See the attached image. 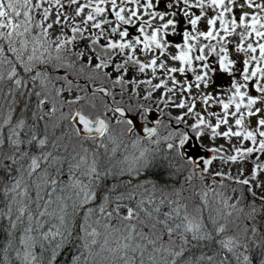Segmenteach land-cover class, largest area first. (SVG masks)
Returning a JSON list of instances; mask_svg holds the SVG:
<instances>
[{"label": "trees", "instance_id": "16d2710c", "mask_svg": "<svg viewBox=\"0 0 264 264\" xmlns=\"http://www.w3.org/2000/svg\"><path fill=\"white\" fill-rule=\"evenodd\" d=\"M86 43L89 44L90 40ZM86 49L79 46L62 53L65 58L62 67H54L55 62L37 66L35 71L49 73L51 83L42 85L39 78L33 83L31 76L35 71L24 73L21 68H18V73L27 82L26 86L16 89L6 76L0 81V106L4 115L12 107V126L21 118L25 120L20 137L25 143L21 145V151L36 156L51 153L47 161L41 160V168L31 178L26 175L30 162L27 159L21 158L11 176L3 166L11 161H0V264H24L25 249L20 240L29 225L34 229L28 233L35 244L32 252L36 260L32 264H220L221 260H225L226 264H243L246 254L255 253L258 257L260 250L253 241L264 242V200L260 199L264 196L251 185L252 191H249V186L237 182L245 178L230 176L222 168L207 169L212 174H191V163L178 150L177 140L173 141L175 145L171 149L165 148L162 140L145 142L135 127L132 133H127L125 125L117 123L118 119H123L120 114L115 112L117 118L111 120L106 111L111 109L112 104L122 105L129 115L138 113L141 105L158 108L160 113L156 120L161 123L157 125L151 119V127L157 125L162 131L170 127L174 129L169 121L175 120V117H167L160 101L153 96L149 99H145L146 94L138 96L135 90L137 85H133V97L127 84H113L116 76L109 67L94 70L97 62L95 53ZM81 50L85 51L83 57L72 55V52ZM5 55L15 59L7 51ZM88 56L93 57L92 65L88 64ZM68 63L73 66L67 67ZM105 73L110 75L105 76ZM68 81L72 82L71 85ZM97 86H105L108 94L93 89ZM140 86L144 87L142 84ZM9 88L13 89L12 94H9ZM60 88L63 91L57 96L56 89ZM36 92H41V96L37 97ZM45 97L46 103L38 107V101ZM77 97L81 99L74 104L64 103ZM53 104L57 111L50 113ZM76 109L90 116H105L109 133L104 137L85 132L77 135V127L70 118ZM45 113L49 115H45L44 120L37 119V116ZM8 127L5 126V133ZM179 129V133L183 132L182 127ZM203 131L212 133L210 128ZM32 134L37 136V140L46 138V145L43 148L36 142L28 145L27 140ZM93 136L96 139H92ZM109 136L113 139H109ZM132 141H142L148 155L145 165L135 172L125 169L121 161ZM258 146L257 142L256 145L251 143L230 149L218 148L212 159L223 164L227 156L237 155L235 148ZM237 159H245L255 167L257 164L264 165V153L259 151L243 158L237 156ZM21 165L24 172L17 173L15 168ZM218 172L223 173L220 178L215 175ZM21 174L28 185L31 199L16 197L13 200L15 193L5 194L4 188ZM38 177L58 181L57 185L49 184L40 190L45 200L48 199L46 193H52V203L47 208L50 215L43 217L36 216L37 204L33 202L36 199L34 183L39 182ZM20 191H23V187ZM86 192L95 194L87 202L84 201ZM205 192L208 193L207 197L203 196ZM225 200L228 205L235 204L236 208L225 207ZM39 203L43 204V201ZM22 204H27V211L17 221V209ZM253 205L256 212L250 216ZM9 206L11 213L8 212ZM129 207L134 210V218L125 220ZM29 212L34 219H29ZM185 215L189 219L196 217L204 225L197 239H193L192 232H185ZM61 216L64 217L63 221ZM13 222L16 223L15 228L11 227ZM178 224L180 228L176 229ZM221 224L225 226L224 233L215 231ZM168 227L175 229L171 240L167 235ZM253 227L257 229L255 234L251 232ZM93 230L95 235L92 234ZM57 231L61 235H55ZM43 233H50L48 239H44ZM206 233L210 234L208 238H199ZM230 236L238 237L241 244H248V248L238 247L232 252L224 249L220 240ZM182 237L187 238L186 244ZM173 252H181V255L175 256ZM208 257H212V260L209 261Z\"/></svg>", "mask_w": 264, "mask_h": 264}, {"label": "snow or ice", "instance_id": "6c2138e0", "mask_svg": "<svg viewBox=\"0 0 264 264\" xmlns=\"http://www.w3.org/2000/svg\"><path fill=\"white\" fill-rule=\"evenodd\" d=\"M185 5L189 7H200L203 9L204 0H196L194 5L189 4V0H183ZM209 5H216L220 7L224 4V0H208ZM128 5H134V7H128ZM251 7V5H249ZM153 7L152 0H146V2L142 3V0H0V81L5 79L11 81L16 89L21 88L22 86H26L27 82L24 81L18 73V68H21L24 73H33L37 66L44 65L47 66L52 64L56 68L64 66V56L62 53L71 51L70 45L77 40H90V43L86 45V48L90 49L93 53H95L96 63L94 65V70L106 69L110 64L113 63L114 55H120L123 57V61L121 63L114 64V71L118 73L113 84L115 85H140L147 84L151 86V91H148L145 99H149L152 96V92L156 89L163 88L164 96L167 98L164 99L162 96L161 102H163L166 106L169 102H173L174 106L179 109H185L186 112L182 116H176L175 120L177 122L184 121V117L192 114L196 117L195 123L191 125L193 132L196 133L197 138L202 135L204 128H210L212 132V136L222 135L225 138L237 137L242 138L245 141L250 140L253 145H256L258 142V148L248 147V148H235V152L237 155H229L227 156V160L235 162L237 160V156L243 158L247 154H252L256 151L264 153V117L258 119L256 121L257 127L255 129L250 130L245 125V117H253L261 112L260 108H253L254 105L257 104L258 101H264V66H261L264 63V43H258L257 47L259 48V57L252 55L249 56L246 60H244V67L241 74L240 80H233L231 88L232 94L228 97L227 102L222 99H218L215 102H218L223 109V115L219 113L209 112L208 116L215 117V125L208 123L205 119L204 115H201L199 112H194L196 107V98L192 97L191 101L181 98L179 103H175L173 97L175 96L176 91H180L183 93H190L193 85L184 82L182 85L180 81L177 80L176 76L173 75L175 73H185L186 71H191L195 74V88L197 90L200 89L201 84L205 88L209 86V72L212 69L209 67L208 63H203L202 68L206 69V71H202V73L197 74V69L193 67L194 61H206L207 55H205V49H208V55L215 53L219 58V66L220 68L229 74H232L234 69V61L229 59L228 57V49L221 43L224 40L223 36H219L218 32L214 31V26L216 24L215 19H209L208 31L196 32L193 35L192 32H184L183 33V45L176 44L175 47L178 49L176 54L169 55V59L172 61H178L179 67H169L164 59H161L166 55V49L169 47V43L164 38V32L168 29L169 26H172L175 31L176 22L174 20L169 19L166 23L161 24L159 26H154L149 20H144L138 12L141 8L147 10ZM168 7L171 8L172 4H168ZM259 7V5L257 6ZM71 10V11H69ZM230 9L225 8V11H229ZM153 19L159 17L160 20H164L163 13H147ZM110 15H114L115 22L109 19ZM175 15V13H173ZM185 16L188 15V12L185 11ZM223 13H221V16ZM247 15V13H245ZM54 17V18H53ZM200 17L196 16L193 19L189 20V23L193 27V31L195 32V26L199 21ZM138 25L139 35H132L130 39H128L130 35V31L128 27L125 26H135ZM223 23V21H221ZM259 23L255 18H253V24L251 25L252 31L255 32L256 36L260 39H264V31H260L256 28V24ZM108 28L106 26L113 25ZM233 25H235V21H233ZM54 26H60L61 34L56 36L55 39H49L51 36V31ZM70 29L71 35H65L64 30ZM90 29L99 30L98 32H92L90 36H86L85 33ZM260 28H264V24H260ZM148 29H151L149 32ZM234 30V28H233ZM224 32L227 35H231L228 28H224ZM119 35V39H107L105 43H101L102 38L106 35ZM203 37L204 40H217V44L219 45V51H217V45L213 44H200L199 40ZM245 35L241 34V42L245 39ZM193 41L195 43H190ZM99 47V51L97 48ZM257 47H254L251 43L247 45V48L240 45H237V51L240 52H252L255 53L257 51ZM198 49L199 55L193 56L192 53ZM55 51L56 55H52V51ZM11 53L14 56L13 59H9L5 52ZM139 51L142 54H152L151 59L146 62H142L139 58H137L136 53ZM72 55L81 58L85 55V51L81 50L79 52H72ZM159 61V63H158ZM255 61V67H249L250 62ZM93 57L88 56V64L92 65ZM7 70L5 71V66ZM71 63L67 64V67H72ZM131 68L137 69L139 73H145L147 69L151 70L152 78H157V70H161L164 79H159V82L153 84L152 79L148 80H137L136 78L129 80L125 79V74L129 72ZM83 70V68L81 69ZM110 75L109 73H105V76ZM40 79V83L44 85L46 82L51 83V77L47 71H35V74L31 76V80L33 83L37 79ZM255 78L254 88L257 93L260 95L254 96L250 95L248 92L249 89V81H252ZM66 79V78H65ZM169 82H171V87L168 86ZM71 81H68V84L71 85ZM186 85V86H185ZM9 94H12L13 89L9 88ZM63 88L56 89V95L59 96ZM99 91L104 92L105 89L100 88ZM168 93H172V96H168ZM24 95V93H21ZM35 95L37 97L41 96V92H36ZM47 97L45 99H40L38 101V107L44 105L46 103ZM81 98L77 97L74 101H65L64 103L74 104L79 101ZM201 99L204 104H208L209 101L213 100L211 95H201ZM246 101V102H245ZM234 106V111L229 113V108ZM244 109V111H242ZM116 113H119L123 119H118L117 123H122L125 125L126 132L131 133L134 131V123L136 119L143 117L147 119L146 113L149 111L148 108L140 106L138 110V115L133 118L126 117V110L124 108L116 107L115 109H110ZM14 109L12 107L8 108L7 115H4L2 106H0V161H11L10 164L3 165L7 169V174L11 176V172L14 169V166L17 163H20L21 158L27 159L30 161L27 165L26 175L31 178L34 173L41 168V160L47 161L51 156V153L41 156L31 155L27 151H21V145L25 143L21 137V130L25 128V120L19 119L12 126V112ZM57 111L55 105L53 104L50 109V113H55ZM36 116V113H33ZM45 115H49V113H45L44 115L37 116V119L44 120ZM229 115L234 118V123L236 127V131H233V127L229 126L226 131L218 132L217 129L220 128L221 124L228 125L229 124ZM71 120L77 121L80 125L83 126V131L88 134H92L95 132L99 137H104L107 133H109V124L105 119L97 116L95 119L85 115L81 110H76L74 114L71 115ZM161 121L157 120L156 124L159 125ZM5 126H9L7 132L5 133ZM135 127H141L139 124H135ZM77 135L80 134L81 128L77 127L75 129ZM143 131L147 133L148 138L155 136L157 134V129L155 127H144ZM123 134V133H122ZM179 135V147L183 148L186 146V143L189 141V134L186 132L176 133L169 132L168 136L164 137L165 140L170 139ZM257 136L261 139L257 141ZM92 139H96L95 136L91 137ZM109 139H113V137L109 136ZM33 142H36L40 148H43L47 139H39L37 140V136L35 134L31 135V138L27 140L28 145H32ZM158 142V141H157ZM103 146V145H102ZM167 147L169 149L173 148L174 145L172 143H168ZM10 149L11 151H6L5 149ZM115 151V149H113ZM209 151L217 152L219 149H210ZM143 155V153H141ZM54 159V158H53ZM83 159V157L81 158ZM222 159H224L222 157ZM189 162L195 163L194 159H191ZM204 164H211V160H204ZM256 169L264 170V165L257 164ZM256 169L253 170L252 179L256 178ZM17 173L24 172L23 165L20 168H15ZM95 172V168L92 169ZM206 171V169H205ZM218 176H222L223 173H216ZM47 174L45 173V177ZM38 181L34 183L36 188V199L33 201L37 204V212L36 216L43 217L45 215H50L48 213L47 208L48 205L52 203V193L47 192L46 195L48 197L47 200L44 199V196L41 195V189L51 184L53 186L57 185L58 181L55 178H43L38 177ZM241 185L249 186V191H252L250 186L249 179H241L237 181ZM264 185H257V187H262ZM23 187V191L20 189ZM5 194L9 192L15 193L13 200L16 197H26L27 199H31V196L28 191V185L24 182L23 174L18 175L17 178H13L11 183L4 188ZM255 195V193H252ZM95 194L91 192H86L84 194V201L87 202L89 198L93 197ZM208 193L205 192L203 194L204 197H207ZM264 200V197L260 198ZM43 201V204L39 203ZM225 207L236 208V205H228L227 201H224ZM11 206L8 207V212L11 213ZM19 215L16 217L17 221L24 216L27 211V204H22L17 209ZM179 209H177V212ZM219 211V210H217ZM256 212V208L253 205L252 212L249 214L252 216ZM29 219H34L35 217L29 212ZM150 215V214H149ZM227 215H231V213H227ZM134 218V210L132 208L127 209V215L124 217L125 220H132ZM212 219L211 217H209ZM61 221L64 220V217H60ZM184 220L187 221L185 225V232H192L193 239H197V234L202 231L204 225L193 217L189 219L187 215H185ZM213 224H216L215 220H212ZM12 228L16 227V223L13 222L11 224ZM155 227V225H153ZM180 225H176V229H179ZM34 231L31 225L25 229V236L20 240V243L24 246V264H32L33 261L36 260V256L32 252V248L35 246L34 238L29 236L28 233ZM218 233L225 232V226L223 224L219 225L215 229ZM247 231V230H246ZM175 229L172 227L167 228V235L169 240L173 236ZM251 232L255 234L257 229L253 227ZM95 235V230L92 232ZM50 233H43L44 239H48ZM55 235H61L59 231L55 233ZM210 234L206 233L204 236L199 237L201 239L208 238ZM184 243L186 244L187 238L182 237ZM150 243H155V241H150ZM220 244L224 249H227L229 252L234 251L238 247H243L245 249L248 248V244H241L238 237L230 236L226 239H221ZM253 244L256 248H258L259 256L257 257L255 253L252 255H244L243 256V264H264V242L257 243L253 241ZM60 247V245H57ZM127 247V245H125ZM175 256L181 255V252H173ZM20 253L17 251V256ZM53 260L55 259V252L53 253ZM209 261L212 260V257H208ZM239 260V257H237ZM174 264V262H173ZM220 264H226L225 260H221Z\"/></svg>", "mask_w": 264, "mask_h": 264}, {"label": "rangeland", "instance_id": "374dc122", "mask_svg": "<svg viewBox=\"0 0 264 264\" xmlns=\"http://www.w3.org/2000/svg\"><path fill=\"white\" fill-rule=\"evenodd\" d=\"M66 2V0H65ZM81 2H84V0H81ZM119 3V0H117ZM146 2V0H142V3ZM153 7L151 9H143L141 8L138 12V15H140L144 20H149L154 26H159L161 24L166 23L169 19L174 20L176 22L175 31L173 30L172 26H169L168 29L164 32V38L168 41L169 47L166 49V55L162 57L161 59H164L169 67H179L178 61H172L168 57L169 55H174L178 51L176 49L175 45L180 44L183 45V33L184 32H192L193 35L196 34V32H202V31H208L209 25L208 20L209 19H215L216 24L214 26V31L219 33V36H223L224 40L221 41L222 44H224L225 47L228 49V57L229 59L234 61L233 65V73L229 74L227 72H224L220 66H219V58L216 56L215 53H212L211 55H208V49H205V55H207L206 61H194L193 67L197 69V74L202 73V71H206V69L202 68L203 63H208L209 67L212 69V71L209 72V86L205 88L203 84H201V87L199 90L195 88V74L191 71H186L185 73H175L173 75L176 76L177 80L180 81V83L183 85L185 81L192 84V90L190 93H181L180 91H176L175 96L173 97L175 103H179L181 98H184L191 101L192 97L196 98V107L194 109V112H199L201 115L205 116V119L208 123H211L212 125H215V117L214 116H208L207 113L214 112L219 113L221 116L223 115V109L222 106L215 102L218 99H222L225 102H227L228 97L232 94V82L233 80H240L241 74L244 67V60H246L249 56L255 55L259 57V48L257 47L258 43H264V39H260L256 36L255 32L252 31L251 25L253 24V18H255L259 23L256 24V28L260 31H264V28H260V24H264V0H224V4L220 7H217L216 5H209L208 0H204V7L201 9L200 7H189L188 5H185L183 0H152ZM196 3V0H189L190 5H194ZM168 4H172V7L169 8ZM251 5V7L249 6ZM259 5V7H257ZM128 7H134V5H128ZM225 8L230 9L229 11H225ZM71 11V10H69ZM185 11L188 12V15L185 16ZM157 12V13H163L164 14V20H160L159 17L152 18L150 15L146 14ZM175 13V15H173ZM221 13L223 15L221 16ZM247 13V15H245ZM199 16L200 19L197 22L195 26V32L193 31L192 25L189 23V20L193 19L194 17ZM54 18V17H53ZM109 19L113 20L115 22L114 15H110ZM223 21V23H221ZM233 21H235V25H233ZM138 25L139 22H137V25L135 26H125L129 28L130 35L128 39L132 37V35H139L138 32ZM114 26L109 25L106 26L108 28ZM228 28L229 32H231V35H227L224 32V28ZM234 28V30H233ZM51 31V36L49 39H55L56 36L61 34L60 26H54V28ZM99 30L90 29L89 31L85 33L86 36H90L92 32H98ZM150 32L151 29H148ZM65 35H71L70 29L64 30ZM245 35V39L241 42V34ZM119 39L118 33L115 35H106L104 38H102L101 42L105 43L107 39ZM219 37H217V40ZM217 40H204L203 37L200 38L199 43L200 44H213L217 45V51H219V45L217 44ZM87 40H77L73 43V45H70V48H78L79 46H82L86 48ZM190 43H195L193 41H190ZM242 43V46L244 48H247V45L251 43L254 47H257V51L255 53L252 52H240L237 51V45H240ZM88 49V48H87ZM86 49V50H87ZM90 50V49H89ZM91 51V50H90ZM55 51H52V54H54ZM198 49L192 53L193 56L199 55ZM137 58H139L142 62H146L149 59H151L152 54H142L139 51L136 53ZM123 61V57L120 55H114L113 57V63L109 65V68L111 71H113L114 75L117 76L118 73L114 71V64L115 63H121ZM159 63V61H158ZM256 62L252 61L250 62L249 67H255ZM261 66H264V63L261 64ZM133 78H136L137 80H148L152 79L153 84H156L159 82V79H164L165 76L163 75V72L161 70H157V78L153 79L151 70L147 69L145 73H139L137 69L131 68L128 73L125 74V79L131 80ZM255 78L252 81H249V89L248 92L250 95L258 96L260 95L255 91L254 88ZM144 87L138 85L135 87L136 93L138 96L144 95L148 93V91H151V86L147 84H142ZM147 86V87H145ZM169 87H171V82L168 84ZM186 86V85H185ZM99 87V86H97ZM105 87V86H104ZM128 91L133 94V97L135 96L134 92L132 90L133 85L127 84ZM108 91V90H107ZM164 89H156L152 92L153 98H156L160 101V105L162 106L164 112L166 113L167 117L171 118V116H182L184 112H186L185 109H179L176 108L173 104V102H169L167 106L161 102L162 96L164 99L167 97L164 96ZM104 94V93H103ZM106 94H108L106 92ZM211 95L213 97L212 101H209L208 104H204L201 95ZM168 96H172V93H168ZM246 102V101H245ZM113 105V104H112ZM253 108H260L261 112L253 117H245V125L250 129H255L257 127L256 121L262 117H264V101H258L256 105L253 106ZM112 109V108H111ZM78 110V109H76ZM75 110V111H76ZM74 111V113H75ZM234 111V106L229 108V113ZM244 111V109H242ZM73 113V114H74ZM107 115L110 117L111 120H115L117 118V114L113 111H110L109 109L106 111ZM138 115V113H136ZM134 114L131 115V117ZM146 115V114H145ZM90 116V115H89ZM98 116V115H97ZM103 116V115H102ZM95 118L96 116H91ZM105 117V116H104ZM147 119H144L143 117L135 120L134 124H139L141 127H135L139 132L140 137H144L145 142L150 141H156V140H162L164 142L167 141H175L179 142V135H176L174 137H171L168 140H165L164 137L168 136L169 132H176L179 133V127L183 128V132H185L186 129L190 130V127L193 123H195L196 117L192 114H189L188 116L184 117V121L177 122L176 120H170V124L172 123L175 125L173 128H167L166 131H162L157 128V125L155 126L157 129V134L155 136H152L151 138H148L147 133L143 131L142 128L144 127H151V119L155 117L154 113H151L149 117L146 115ZM168 123V121H167ZM229 126L233 127V131H236L234 118L229 115V124L224 125L221 124L220 128L217 129L218 132H224L227 130ZM77 127V126H76ZM173 127V126H172ZM160 130V131H159ZM264 130V129H261ZM195 136L196 133L190 130ZM94 133V132H93ZM132 133V132H131ZM197 138V136H196ZM261 139L259 136H257V141ZM198 143L203 145L206 149V154L211 156V164H209L206 168L203 167L200 160H196L195 158L200 155V152L197 150H191L187 147L188 154L186 157H188L189 161L191 159L195 160V163H191V174H212L207 169L210 170L212 167L215 168H222L225 169L227 174L233 177H241L245 179L250 180V185L256 189V191L264 196V186L257 187V185H264V170L256 169V167L248 162L245 159H237L235 162L226 160L223 162V164H220L217 160L214 161L212 157H214V154L216 152L209 151L210 149H218V148H224V149H230L234 146H241V145H250L252 142L250 140L245 141L242 138L237 137H230L225 138L222 135H218L213 137L212 133L210 132H202V135L197 138ZM177 148L179 149L178 143ZM128 149L125 150V154L123 155V158L121 159L122 163L125 166V169L129 171H137L139 168H141L148 160L147 150L144 147V143L142 141H132L130 144H128ZM143 153V155H141ZM181 153V152H180ZM206 169V171H205ZM256 169V178L252 179L253 170ZM211 171V170H210ZM216 175V174H215ZM214 175V176H215ZM219 177L220 176H217Z\"/></svg>", "mask_w": 264, "mask_h": 264}, {"label": "water", "instance_id": "95a60500", "mask_svg": "<svg viewBox=\"0 0 264 264\" xmlns=\"http://www.w3.org/2000/svg\"><path fill=\"white\" fill-rule=\"evenodd\" d=\"M100 88L105 89L106 87H104V86H99V87H95V88H93V89H95V90H99ZM116 107L124 108V107L121 106V105H111V108H112V109H115ZM146 108H149V107H146ZM124 109H125V108H124ZM152 110H153L155 113L159 112V109L156 108V107H154V106L152 107ZM82 112H83V111H82ZM83 113H84L85 115L89 116V115L86 114L85 112H83ZM118 114H119V113H118ZM98 116H100L101 118H103V119L106 120V118H105L104 116H102V115H98ZM89 117H91V116H89ZM96 117H97V116H96ZM96 117H95V118H96ZM126 117H127V118H133V117H131V115H129V114L127 113V111H126ZM91 118H93V117H91ZM95 118H93V119H95ZM106 122H107V120H106ZM152 122H153V123L156 122V118H155V117L152 118ZM74 123H75V125H76L77 127L81 128V132H84V131H83V126H82V125H80L77 121H74ZM185 132L189 134V141L186 143V146H185V147H183V148H180V147H179L181 154H182L184 157L187 156V154H188L187 147H188L189 149H191V150H197L198 152H200V155H199L198 157H196L195 159H196V160H200L201 163H202V165H203V167L206 168L209 164L206 165V164H204L203 161L206 160V159H207V160H211V156L206 154V149H205V147H204L203 145H201V144L198 143V140H197L196 136H195V135H194L189 129H186ZM94 133H95V132H94ZM168 143H172V144H173L172 141H167V142H165V148H168V147H167ZM178 146H179V143H178Z\"/></svg>", "mask_w": 264, "mask_h": 264}, {"label": "flooded vegetation", "instance_id": "af4514ba", "mask_svg": "<svg viewBox=\"0 0 264 264\" xmlns=\"http://www.w3.org/2000/svg\"><path fill=\"white\" fill-rule=\"evenodd\" d=\"M106 92H107V89L105 88V91H104L103 93L106 94ZM121 106H122V105H121ZM141 106H143V107H149V108H148L149 111L147 112V114L150 115L151 113H154V114H155V118L158 119V118H157V115H159L160 111L157 112V113H155V112L152 110V107H153V106H147V105H141ZM131 115H132V114H131ZM134 115H137V114L134 113ZM134 115H133V116H134ZM134 117H135V116H134ZM136 120H137V119H136ZM156 121H157V120H156ZM134 125H135V124H134ZM171 125H172L173 127H175V125H173L172 123H171ZM178 143H179V142H178ZM173 145H175L174 142H173Z\"/></svg>", "mask_w": 264, "mask_h": 264}]
</instances>
